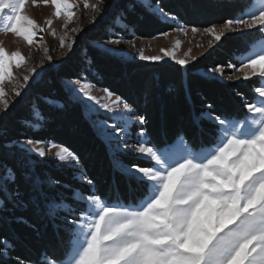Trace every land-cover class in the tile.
I'll return each mask as SVG.
<instances>
[{"label": "snow or ice", "instance_id": "1", "mask_svg": "<svg viewBox=\"0 0 264 264\" xmlns=\"http://www.w3.org/2000/svg\"><path fill=\"white\" fill-rule=\"evenodd\" d=\"M28 3L0 0V32L30 49L25 56L19 47L9 51L0 41V264H264V0H252L247 10L202 29L181 24L163 0H139L152 15L174 22L177 26L172 31L212 37L208 49L230 38L228 33L246 39L255 30L260 41L246 49L239 66L227 64L230 74L225 75L222 64L208 69L213 79L255 77L258 83L251 98L237 93L240 102L235 114L218 112L207 104L190 128L175 130L172 140H153L147 118L108 87L102 89L103 97L92 94L93 85L84 73H98L87 50L83 53L87 67L62 82L61 97L31 95L39 84L37 77L43 79L42 73L55 64L42 34L48 32L58 40L56 51L63 50L61 57L71 53L76 35L84 31L79 26L69 28L80 18L81 4L93 25L111 10L105 25L107 38L98 44V51L123 62L124 49L119 46L124 41L122 33L132 27L129 5H111L109 0H31L33 6L52 9L51 18L38 23L28 14ZM54 20L62 23L60 35L52 27ZM128 43L135 47L134 40ZM180 44L177 39L174 49L161 48L163 55L138 50V59L160 62L168 57L186 69L197 57L190 50L178 57L175 49ZM33 48L42 51L36 64L29 63ZM14 69L22 71L17 75ZM26 97L29 117L22 123L35 130L47 119L44 107L78 106L102 141L113 173L129 188L142 189L140 202L126 205L100 194L82 154L66 144L23 133L12 135L11 109ZM133 126L138 129L135 133ZM129 154L148 166L125 163L121 157ZM48 169H71L89 192L63 183ZM18 210H30L31 216L15 215ZM9 216L48 242L34 259L14 255V240L3 230Z\"/></svg>", "mask_w": 264, "mask_h": 264}, {"label": "trees", "instance_id": "2", "mask_svg": "<svg viewBox=\"0 0 264 264\" xmlns=\"http://www.w3.org/2000/svg\"><path fill=\"white\" fill-rule=\"evenodd\" d=\"M109 3L130 6L129 20L132 27L122 33L124 39L152 38L162 32H170L177 26L174 22L164 21L152 15L150 10L140 5L137 0H109ZM163 3L168 6L167 10L173 11L178 16L181 24L202 29L212 24H221L225 19L238 15L249 6L250 0H163ZM132 5L138 6L132 8ZM110 11L86 36L76 38L74 51L67 62L56 70L45 73L41 83L33 87L32 96L47 93L52 97H61L62 81L68 78L74 79L82 67H87L83 63V53L87 50L93 60L92 67L98 73L92 75L85 72L87 81L98 88L108 87L121 95L138 114L144 115L148 121L146 127L153 140L175 139L173 135L175 130L190 128L195 116L207 104H213L218 112L235 114L240 102L237 93L251 98L252 88L258 83L256 78L245 83H236V81L222 83L201 73L217 64L227 67V64L232 62L238 65V58L247 49V38L232 37L224 40L215 50L189 63L186 69L171 63L122 62L102 55L90 44L107 38L105 25L110 22ZM43 113L47 119L40 129L35 130L24 125L22 121L29 117L26 97L22 104L11 109L13 122L11 134L23 133L33 139H54L66 144L82 154L87 173L96 182V190L100 194L110 196L112 199L118 198L119 202L126 205L140 201L142 189L135 185L129 188L123 180H120L118 173H113L110 158L106 155L102 141L96 137L88 119L78 106L68 105L63 109L44 107ZM137 130V127L133 126L132 132L135 133ZM189 142H191L190 138ZM121 158L125 163L148 166L145 161L131 154ZM48 170L63 183L79 188L84 194L89 192L86 185H81L74 178L71 169ZM62 191L70 194L68 190ZM15 215L28 218L31 212L18 210ZM3 230L7 232L9 239L14 240V255L21 258L34 259L48 243L37 235L33 228L17 224L11 216L8 217V224ZM44 231L45 229L42 228L41 232Z\"/></svg>", "mask_w": 264, "mask_h": 264}, {"label": "rangeland", "instance_id": "3", "mask_svg": "<svg viewBox=\"0 0 264 264\" xmlns=\"http://www.w3.org/2000/svg\"><path fill=\"white\" fill-rule=\"evenodd\" d=\"M137 1H139V0H137ZM251 2H252V0H250V4H251ZM247 8L244 9L243 11L247 10ZM26 9H27L28 14L33 19H35L38 23H43L46 18H51L52 9L49 6H44L42 4H38L37 6H33L31 4V0H29V3L26 5ZM78 16L80 18L77 21H75L73 24L69 25V28L79 26V27H82L84 29L83 32L76 35V38H81V37L86 36V34L89 33L91 30H93L101 21V19H98V21L95 25L91 24L89 22L90 14H87V15L85 14V10L83 9L82 4L80 5V8L78 10ZM217 25H219V24H217ZM52 27L56 29L58 35L62 34L63 29H62V23L60 20H54ZM189 28H191V27H189ZM251 31H252V35L247 37V40H248L247 49H250L253 44L260 42L258 36L255 33V30H251ZM169 33L170 34L167 37L157 35L155 37L147 38V39H141V38H137V37H134L130 40L124 39V41L119 46L120 48L124 49V53H123L124 60L123 61L141 62L144 64H153V63L175 64V62L172 61L168 57H165L164 60H162L160 62L141 61L138 59V50H143L144 54L149 55V56H151V55H163V53L160 52V49L161 48L174 49L175 41L177 39H179L181 41L180 47H179V49H175L177 52V56L183 57L184 54L186 52H189V50H190V55L196 56L197 59H199V58L205 56L207 53H210L211 51L218 48L221 45V43L224 41V40H222L221 42H219V46L214 45V47L212 49H208L207 48L208 40L212 39V37H210V36L201 35L200 33H197L194 36L191 33H189L188 36H185L183 34H178L175 31H170ZM42 35H43L44 42L47 44V46L50 48V50H52V51H50V54L53 55L54 60H55V64L51 67L50 70H56L58 67L64 65L67 62V59L72 55V53L74 51V46H73V51L71 53H69L67 56L61 57L60 51H63V50L61 49L59 51H56V49L58 48V44H59L58 40L53 39L48 32H45ZM237 35L238 34H233V33L227 34V36L230 38L235 37ZM132 40H134V42H135L134 48L131 47L130 44L128 43V41H132ZM0 41H3V46L6 49H8L9 51H13L17 47H19L25 56H27L29 54L30 49L26 45H24L23 43H17L16 39L11 34H4V33L0 32ZM100 42H102V41H100ZM100 42H95V43L91 42L90 44L92 46H94L96 49H98V44ZM200 44H202L203 47L197 46ZM205 49H207V51H205ZM31 53H32L33 59L29 63L30 64L38 63V61L42 57V51L37 50L36 48H33V49H31ZM201 53H203V54H201ZM246 54H247L246 51L241 54L242 56L238 58V65L237 66H239V61L243 60L244 56ZM133 57H136V58L133 59ZM191 62H193V61L190 60L189 63H191ZM175 65H177V64H175ZM48 68H49V65L47 64V62H45V69H48ZM21 71L22 70H15L14 69V72L17 75H19ZM38 71H39V69H38ZM201 73H202V75L213 80V78H211L209 76L208 71L201 72ZM228 74H230V70L227 67H225V75H228ZM44 75H45V73H42L43 77H44ZM253 78H255V77H253ZM37 80L39 81V83H41L42 79L40 77H37ZM216 80H218L220 82L222 81V83H232V82L234 83L235 82V81H227V80H222V79H216ZM63 81H65V80H63ZM243 82L245 83L247 81H236V83H243ZM5 87H6V91L9 92V96H11L10 85L6 84ZM102 89L103 88H98L97 86L93 85L92 94L96 95L97 97H103L105 94L103 93ZM100 118L103 119L104 117H100ZM109 123H111V121H109ZM133 156H135V155H133ZM135 157H137V156H135ZM137 158H139V157H137ZM141 160H143V159H141ZM112 200L116 201L117 199H112ZM139 202H137L136 204H138Z\"/></svg>", "mask_w": 264, "mask_h": 264}]
</instances>
